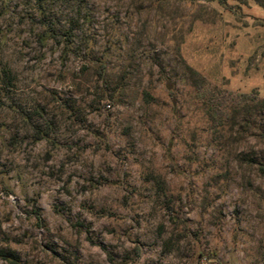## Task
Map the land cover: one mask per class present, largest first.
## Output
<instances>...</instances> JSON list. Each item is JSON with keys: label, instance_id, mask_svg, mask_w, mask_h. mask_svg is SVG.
Wrapping results in <instances>:
<instances>
[{"label": "rangeland", "instance_id": "374dc122", "mask_svg": "<svg viewBox=\"0 0 264 264\" xmlns=\"http://www.w3.org/2000/svg\"><path fill=\"white\" fill-rule=\"evenodd\" d=\"M0 0V264H264V0Z\"/></svg>", "mask_w": 264, "mask_h": 264}, {"label": "trees", "instance_id": "16d2710c", "mask_svg": "<svg viewBox=\"0 0 264 264\" xmlns=\"http://www.w3.org/2000/svg\"><path fill=\"white\" fill-rule=\"evenodd\" d=\"M36 6V14L39 23L43 26L44 37L53 40L56 44H65L68 46L73 42V29L60 31L57 28L56 18L47 10L48 0H33ZM191 77L195 82L196 89L202 97L206 99L208 106L209 119L215 127L222 126L235 111L239 109H248L262 107L264 108V99H259L255 93L242 94L227 91H215L205 87L206 79L195 70H190ZM8 70L0 74L1 82L9 78Z\"/></svg>", "mask_w": 264, "mask_h": 264}]
</instances>
